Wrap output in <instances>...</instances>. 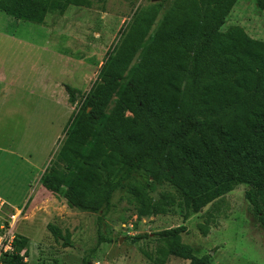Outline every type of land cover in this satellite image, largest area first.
Instances as JSON below:
<instances>
[{
	"label": "trees",
	"instance_id": "16d2710c",
	"mask_svg": "<svg viewBox=\"0 0 264 264\" xmlns=\"http://www.w3.org/2000/svg\"><path fill=\"white\" fill-rule=\"evenodd\" d=\"M237 0H172L137 9L88 94L66 86L79 106L39 184L70 210L103 218L117 191L134 197L137 218L179 209L184 220L245 186V200L264 232V42L240 27L225 32ZM264 11V0H255ZM88 0H0V13L44 26L48 15ZM173 192L154 201L148 190ZM20 223V222H19ZM19 225V224H18ZM58 243V229L48 226ZM186 228L155 234L159 264L197 259L181 243ZM14 253L26 239L16 229ZM148 236L130 239L132 243Z\"/></svg>",
	"mask_w": 264,
	"mask_h": 264
},
{
	"label": "rangeland",
	"instance_id": "374dc122",
	"mask_svg": "<svg viewBox=\"0 0 264 264\" xmlns=\"http://www.w3.org/2000/svg\"><path fill=\"white\" fill-rule=\"evenodd\" d=\"M88 1L90 7L70 6L61 16L48 15L44 26L0 13V41L6 43H0V55L5 52L13 73V87H8L13 95L8 109L0 111V198L23 209L16 229L27 240V264H159L155 234L181 226L186 228L181 243L197 259L208 255L210 264H264V232L245 200V186L187 220L176 208L137 218L127 188L114 194L109 211L98 220L95 214L70 210L41 188L39 180L79 106V100L69 103L66 86L82 97L88 94L134 12L155 3L165 11L172 0ZM231 27L264 42V11L255 0H237L221 32ZM166 192L173 190L167 185L148 190L154 201ZM48 226L59 230L66 246L63 239L61 245L55 241ZM137 236L148 237L132 243ZM164 264L190 261L168 256Z\"/></svg>",
	"mask_w": 264,
	"mask_h": 264
},
{
	"label": "built area",
	"instance_id": "2783aa9c",
	"mask_svg": "<svg viewBox=\"0 0 264 264\" xmlns=\"http://www.w3.org/2000/svg\"><path fill=\"white\" fill-rule=\"evenodd\" d=\"M23 209H16L0 198V264H5L14 253L17 224L22 219ZM24 255V251L20 256ZM27 262V258H24Z\"/></svg>",
	"mask_w": 264,
	"mask_h": 264
},
{
	"label": "crops",
	"instance_id": "0c3cea01",
	"mask_svg": "<svg viewBox=\"0 0 264 264\" xmlns=\"http://www.w3.org/2000/svg\"><path fill=\"white\" fill-rule=\"evenodd\" d=\"M9 37V36H7ZM5 37L6 39H8ZM14 39L13 37H9ZM1 44H6L4 41H0ZM11 75H13L11 70V63L7 61L5 52L0 55V96L2 97L0 100V111H4L8 109V101L10 100L11 96L13 95V91H9L8 87H13L11 83ZM5 87H2L4 86ZM4 88V89H3ZM7 91H6V90ZM44 90V86L41 87ZM16 94L22 95L20 90H15Z\"/></svg>",
	"mask_w": 264,
	"mask_h": 264
},
{
	"label": "water",
	"instance_id": "95a60500",
	"mask_svg": "<svg viewBox=\"0 0 264 264\" xmlns=\"http://www.w3.org/2000/svg\"><path fill=\"white\" fill-rule=\"evenodd\" d=\"M59 244L61 245L62 244V241L59 240Z\"/></svg>",
	"mask_w": 264,
	"mask_h": 264
}]
</instances>
